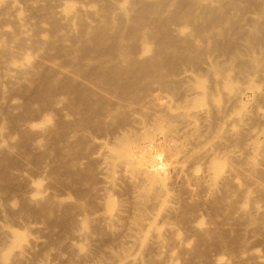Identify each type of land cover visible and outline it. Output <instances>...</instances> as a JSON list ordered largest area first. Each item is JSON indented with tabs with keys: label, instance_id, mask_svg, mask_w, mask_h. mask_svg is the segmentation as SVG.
Listing matches in <instances>:
<instances>
[{
	"label": "bare ground",
	"instance_id": "1",
	"mask_svg": "<svg viewBox=\"0 0 264 264\" xmlns=\"http://www.w3.org/2000/svg\"><path fill=\"white\" fill-rule=\"evenodd\" d=\"M263 11L264 0H0V115H9L6 119L16 121L18 129L27 132L33 131L35 125L55 120L64 129L55 134H66L75 144H84L86 135H93L94 130L101 136L96 150L75 161V166L91 170V159L97 157L106 168L111 162L102 158L112 155V163L126 177L142 181V196L150 199L161 193L167 200L162 179L182 168L153 163L152 169L133 168L140 163L137 156L144 145L138 132L144 129L145 122L138 114L152 108L148 124L159 128L165 141L174 145L183 142L184 146L195 142L179 140L172 125L177 122L179 131H200L203 124L199 126L196 121L212 122L215 115L220 120L212 130L218 133L217 141L202 149L208 165L193 177L207 183L209 195L225 190L224 183H234L243 196L239 208L242 226L262 236L264 182L255 176L264 173V141H260L264 112L258 106L259 101L264 102ZM210 21L217 22V26L207 23ZM155 42L157 48L153 47ZM243 42L262 55H242ZM217 52L226 60L224 67L212 74V85L218 84L224 93L212 99L215 88L207 84L202 71L211 72L213 66H218L211 59V54ZM205 56L206 60H200ZM241 83L246 86L241 88ZM181 85L185 88L182 97L188 112L176 113L174 110L181 107L171 106L166 93L177 92ZM15 92L26 97L23 107ZM244 97L248 101L243 102ZM39 102L35 119L10 116L15 109ZM82 107L92 110L91 120ZM225 107L232 113H221ZM255 116L263 126L251 131L247 127ZM112 128L116 129L111 131ZM227 142L235 144L229 158L243 160L242 165L223 163L217 154L219 146ZM74 145L65 143L60 150H71ZM35 149L41 147L36 145ZM3 160L8 162L7 157ZM104 188L101 190L106 191ZM224 198L217 199V203ZM174 203L170 198L164 210H174ZM120 211L119 208L118 215ZM105 219L115 223L111 216ZM197 229L209 238V248L214 246L216 235L225 237L221 228ZM163 237L155 229L141 235L135 245L140 243L142 258H123L110 251L105 255L114 260L113 264L116 260V264H189L182 261L180 254H171L173 249ZM155 242L163 243L162 250L158 249L166 256L163 254L162 258L158 253L150 261L148 247ZM34 243L32 239L31 245L13 249L12 257L10 253L3 254L0 264H25ZM175 244L186 254H207L197 252L191 242L193 247L189 246L188 239H178ZM253 251L251 247L231 246L225 252L233 260L243 258L264 264L262 254ZM211 258L215 264H231L219 254Z\"/></svg>",
	"mask_w": 264,
	"mask_h": 264
},
{
	"label": "rangeland",
	"instance_id": "2",
	"mask_svg": "<svg viewBox=\"0 0 264 264\" xmlns=\"http://www.w3.org/2000/svg\"><path fill=\"white\" fill-rule=\"evenodd\" d=\"M253 11L256 12L257 9ZM207 23L215 26L218 24L215 21ZM222 38L224 36H219V39ZM157 46L155 42L153 47ZM241 53L252 57L262 55L260 50L251 49L245 42L241 45ZM218 56L223 57L221 52L211 54V59L218 66H213L211 72L202 71L207 84L215 88L212 99L224 93L221 86L212 85V74L218 68L224 67L226 60V57H223L222 61ZM206 59L205 56L200 60ZM245 86L244 83L240 84L241 88ZM184 89L181 85L177 92L166 93L171 106L181 107L174 110L176 113L188 112L182 97ZM15 95L19 97V105L23 107L26 97L22 98L19 92H15ZM242 101L246 102L248 98L244 97ZM40 105L41 102L21 110L15 109L10 112V116L18 115L16 119H35ZM258 106L260 111L264 112V102L259 101ZM83 109L86 110L84 113L88 114L87 119L91 120L92 110L88 107H82L81 110ZM226 112L232 113L225 107L221 113ZM152 113L153 109L147 108L138 114L145 122L144 129L138 132L144 138V145L143 151L137 156L140 163L133 168L152 169L155 164L180 166L181 170L167 173L162 179L165 191L168 192V200L162 197L164 194L161 193L150 199L142 196V181L126 177L119 167L112 163V155L102 158L111 162L106 168L103 167V161L97 160V157L91 159V170L75 166V161L96 150V143L101 136L94 130L93 135H86L84 144H75L66 134H55L64 131L56 125L55 120L35 125L33 131L27 132L18 129L16 121L6 119L9 115H0V256L10 253L12 257L15 252L13 249L20 250L31 245L30 240L34 239L36 243L32 246L25 264H113L114 260L105 255L107 251L123 258H142L140 243L135 245V241H138L141 235H148L149 230L155 229L164 234L163 240L165 238V243L173 249L171 254L175 257L180 254L182 261L185 260L189 264H215L211 257L218 254L229 259L231 264H258L243 258L239 261L233 260V257L225 252L231 246H246L264 257V233L261 236L242 226L239 208L243 196L236 191L234 183H224L225 190L216 195H209L207 183L196 181L193 177L196 173L201 174L208 165L203 159L202 149L209 148L217 141L218 133L214 134L212 130L220 121L218 117L212 116V122L207 119L204 123L202 120L196 121L195 124H203V127L200 131L193 132L179 131L178 123L175 122L172 130H177L179 140L195 142L192 146H184L183 142L174 145L165 141L161 130L148 124ZM259 121L255 116L247 128L255 130L263 124L262 120L260 123ZM222 126L221 122L218 132ZM70 130L71 127L68 128V131ZM42 131L46 133L41 134ZM260 141H264V134ZM68 142L75 144L74 147L61 151L60 146ZM36 145L41 147V150L35 149ZM234 146L233 142H227L222 147L219 146L220 151L217 154L222 156L223 163L240 166L243 160L229 158ZM7 147L9 150L5 149ZM3 157H7L8 162H5ZM255 178L264 182V173H257ZM101 185L106 187H103L106 191L101 190ZM224 196L226 198L217 203V199ZM156 197H159L158 201ZM170 198L175 201V209L166 212L164 206L169 203ZM119 208L121 211L118 215ZM107 216L113 217L115 223H108L109 220L105 219ZM197 226H204L212 231L221 228L225 237L216 235L214 246L209 248V238L197 229ZM169 227L172 228L171 232L167 231ZM178 239H188V245L191 242L197 246V252L206 251L207 254L184 253L182 247L175 244ZM191 244L189 246L193 247ZM162 246L163 243L159 245L156 242L149 245L150 261L151 256L158 253L164 257L165 253L163 255L158 249L160 247L162 250ZM116 263L117 260L114 264Z\"/></svg>",
	"mask_w": 264,
	"mask_h": 264
}]
</instances>
